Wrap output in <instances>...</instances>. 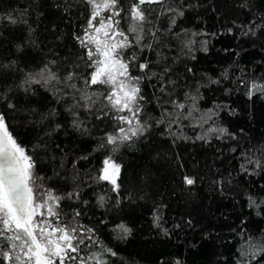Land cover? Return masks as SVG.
Returning a JSON list of instances; mask_svg holds the SVG:
<instances>
[{"label":"trees","instance_id":"trees-1","mask_svg":"<svg viewBox=\"0 0 264 264\" xmlns=\"http://www.w3.org/2000/svg\"><path fill=\"white\" fill-rule=\"evenodd\" d=\"M133 2L117 0L114 19L132 44L124 58L140 78L142 134L107 142L128 125L114 119L105 86L86 84V0H0V115L36 183L61 197L64 222L92 229L80 256L109 249L105 264H238L242 243L264 239V91L253 88L264 85V0L144 4L139 44ZM41 71L58 81L26 83ZM174 101L192 116L178 118ZM109 157L120 166L117 191L98 179ZM244 264H264V253Z\"/></svg>","mask_w":264,"mask_h":264},{"label":"snow or ice","instance_id":"snow-or-ice-1","mask_svg":"<svg viewBox=\"0 0 264 264\" xmlns=\"http://www.w3.org/2000/svg\"><path fill=\"white\" fill-rule=\"evenodd\" d=\"M86 2L90 7L88 24L84 35L78 37L86 50L89 67L93 69L86 84L88 87L105 86V100L111 111L116 113L114 119L120 125H128L127 129L117 127L115 134L108 135V144H116L142 134L143 128L139 121L140 101L143 100L138 86L140 78L130 74V61L124 58V51L132 47V44L129 37L119 30V21L114 19L120 15L116 10L117 0ZM160 2L161 0H134L129 10L132 22L129 31L133 34L143 31L145 15L142 5ZM105 13L108 15L105 16ZM8 19L9 22L16 23L13 18ZM135 39L139 44L142 37L137 34ZM134 59L135 56L132 57ZM147 67L146 63L139 65L141 71ZM38 75L40 79L29 77L26 83L48 85L53 80L58 81L51 72L45 76L41 71ZM68 79L71 80L72 77L69 76ZM253 88L264 91V85L254 84ZM83 99L86 100L85 107L89 108L87 101H91L92 97L86 96ZM173 106L181 110L176 113L178 118L183 116L188 119L192 116V111L184 115L183 103L174 101ZM122 113L127 114L121 115ZM103 165L98 179L111 183L112 190L117 191L120 166L111 157L106 158ZM33 168L32 158L17 143L4 116L0 115V264H66L69 260L78 261V264H105L103 254L110 252L109 249H103L100 254L93 253L88 257L80 256L85 233H91L92 229L83 230L82 226L64 222L59 211L61 197L51 190L42 189V185L36 183ZM185 182L189 185L193 183L187 177ZM252 203L255 204V201ZM117 227L118 231L125 234L130 231L123 224ZM87 239L91 240L92 237L89 235ZM239 251L241 260L238 264H244L249 256L255 259L257 255L264 253V239H249L242 243Z\"/></svg>","mask_w":264,"mask_h":264},{"label":"rangeland","instance_id":"rangeland-1","mask_svg":"<svg viewBox=\"0 0 264 264\" xmlns=\"http://www.w3.org/2000/svg\"><path fill=\"white\" fill-rule=\"evenodd\" d=\"M123 114V113H122Z\"/></svg>","mask_w":264,"mask_h":264}]
</instances>
